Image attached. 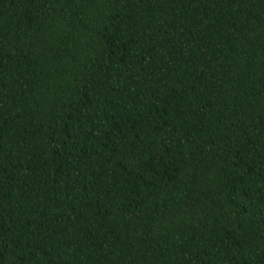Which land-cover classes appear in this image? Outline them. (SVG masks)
Here are the masks:
<instances>
[{"label":"trees","instance_id":"16d2710c","mask_svg":"<svg viewBox=\"0 0 264 264\" xmlns=\"http://www.w3.org/2000/svg\"><path fill=\"white\" fill-rule=\"evenodd\" d=\"M0 264H264V0H0Z\"/></svg>","mask_w":264,"mask_h":264}]
</instances>
